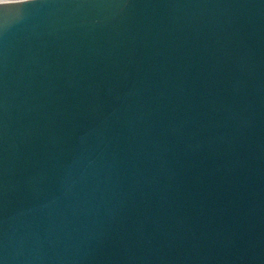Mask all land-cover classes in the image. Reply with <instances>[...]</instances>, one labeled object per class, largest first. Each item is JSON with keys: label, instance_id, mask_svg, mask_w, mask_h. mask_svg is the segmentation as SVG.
<instances>
[{"label": "water", "instance_id": "water-1", "mask_svg": "<svg viewBox=\"0 0 264 264\" xmlns=\"http://www.w3.org/2000/svg\"><path fill=\"white\" fill-rule=\"evenodd\" d=\"M2 264H264V0L0 3Z\"/></svg>", "mask_w": 264, "mask_h": 264}, {"label": "bare ground", "instance_id": "bare-ground-1", "mask_svg": "<svg viewBox=\"0 0 264 264\" xmlns=\"http://www.w3.org/2000/svg\"><path fill=\"white\" fill-rule=\"evenodd\" d=\"M10 1H21V0H0V3L10 2Z\"/></svg>", "mask_w": 264, "mask_h": 264}, {"label": "snow or ice", "instance_id": "snow-or-ice-1", "mask_svg": "<svg viewBox=\"0 0 264 264\" xmlns=\"http://www.w3.org/2000/svg\"><path fill=\"white\" fill-rule=\"evenodd\" d=\"M0 264H2V262H0Z\"/></svg>", "mask_w": 264, "mask_h": 264}]
</instances>
